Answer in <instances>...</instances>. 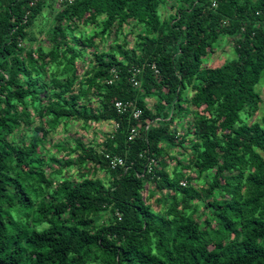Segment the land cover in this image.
<instances>
[{
	"label": "trees",
	"instance_id": "trees-1",
	"mask_svg": "<svg viewBox=\"0 0 264 264\" xmlns=\"http://www.w3.org/2000/svg\"><path fill=\"white\" fill-rule=\"evenodd\" d=\"M31 1L0 0V264H264V112L252 118L264 0L214 8L210 0H72L56 9L57 0ZM45 7L54 9L48 51L29 31ZM88 25L91 34L75 35ZM111 34L119 50L99 51L95 39ZM221 37L235 57L204 65ZM84 49L92 59L81 70ZM132 65H143L140 88L129 82ZM112 68L119 79L107 84ZM116 100L134 101L139 119L118 113ZM29 108L43 124L25 134L29 142L9 140L32 124ZM62 120L118 127L94 143L76 132L61 159L75 174L51 187L39 142ZM101 150L124 164L111 169ZM204 173L209 181L195 186ZM101 213L106 222L96 221Z\"/></svg>",
	"mask_w": 264,
	"mask_h": 264
},
{
	"label": "rangeland",
	"instance_id": "rangeland-1",
	"mask_svg": "<svg viewBox=\"0 0 264 264\" xmlns=\"http://www.w3.org/2000/svg\"><path fill=\"white\" fill-rule=\"evenodd\" d=\"M166 6L167 7L162 6L160 8V14L162 16L165 15L168 11V5ZM53 7L55 9L59 8L56 5V3H54ZM53 7H51V9L50 8L48 9L47 7H45L44 10L42 11L43 13L40 16H38V18H36L35 23L29 29V31L31 32V35L36 37V41L34 42L33 46L36 47L38 45L45 51H48L51 48L50 43L47 42L46 40V36H47L46 32L49 28H51L52 23H53V13H54ZM130 29H131L130 25L124 26L123 34H119L117 36L118 41L122 45H124V35H125L124 33L129 32ZM136 30H137L136 32L133 31L126 38L128 42L127 47L129 48L134 46L135 33L139 32L138 29ZM93 31H94L93 26L91 25L83 26L81 27L80 31L75 32V35L77 36V35H80L81 33H83V35H89ZM95 40L99 45V51H104L105 53H109V52H112L113 50L115 52L119 50L116 47H113V48L110 47V46L116 45V44H113V41L115 40L114 34L110 35V38L107 42H101V41L98 42V39H95ZM91 50L92 49H87V50L84 49L81 55L84 60L83 61L76 60L78 64V68H80L81 70L85 69L86 66L88 65V60L92 59V55L90 52ZM78 52L79 51H77V53ZM117 56L120 57L121 54L119 55L117 54ZM234 57H235V53L233 50L232 41L230 39L221 37L214 44L213 52L209 53L206 57H204V65L219 66V65H222L227 60H230ZM57 77L59 79H62V77H64V74L63 75L59 74L57 75ZM255 89L261 96V102L259 103L258 110L254 113L252 118L255 120H259V117L264 112V71L262 72V76L259 82L257 83V85L255 86ZM28 111H30V108L28 109ZM30 119L32 120V124H27V123L23 124L21 128L20 127L17 128V130L12 136H8V139L11 140L13 138L14 140H16V142L19 143V139L21 140V138H23L25 142H29V137H26L25 134L29 135L33 126L43 124V121H41L42 119H39V118L37 119L34 114L32 115V111H30ZM188 119H189V116L187 115L185 120H188ZM181 124L185 125L186 122L181 123ZM45 128H47V126H45ZM106 128H107V124L100 123L99 125H96L93 127L88 126V128L85 130L79 122H74L72 120H67L65 123L62 120L61 124L55 130H50L47 128L48 129L47 134L43 137V140L39 142L40 151L38 155L44 157L45 172L49 176L50 180L53 181V184L51 185V187L56 185L63 178V176L66 175L67 173L75 174V171L73 169L69 167L67 168L65 166L63 167L61 166V164H63L61 159L63 158V155L66 152V149L68 150L69 147H72L75 145L74 137H76V132H77V137L81 136L84 139L85 143H91V142L94 143L95 141L98 142V139H102L101 137L103 136ZM180 150H181L180 148H177V149L174 148V150H172L170 153H173L175 156H179L176 158L179 159L180 161L187 160L189 156V151H185L184 154H178ZM51 157L57 159L58 162H54L53 160H51ZM170 164L173 165L174 163L172 162ZM171 168L172 167L170 166L168 170H171ZM98 175L100 177H104V174L101 171L98 172ZM203 180H205V182H203ZM206 181H209L208 173L202 174L201 177L198 179L196 178L193 181V184L195 186H203L205 185ZM144 195L147 197V191H145ZM153 200H154L153 198H150L149 199L150 203L153 202ZM153 207L156 208V206H153ZM201 210H202V206H199V211ZM96 221L99 223L106 222L107 221L106 213H101L98 216Z\"/></svg>",
	"mask_w": 264,
	"mask_h": 264
},
{
	"label": "built area",
	"instance_id": "built-area-1",
	"mask_svg": "<svg viewBox=\"0 0 264 264\" xmlns=\"http://www.w3.org/2000/svg\"><path fill=\"white\" fill-rule=\"evenodd\" d=\"M36 1L38 0H32L30 2V5H33ZM41 1V0H39ZM72 0H57L56 1V5L58 7H60L62 2H68L70 3ZM210 4L211 7H216L217 6V1L216 0H210ZM150 68L153 70L154 74H158V69L156 68V66L154 64H150L149 65ZM130 72V76H129V82L130 84L134 87V88H140L141 87V75L143 72V65H132L129 69ZM119 79V72L115 69L112 68L110 70V77L106 80L107 84H112L113 82L117 81ZM114 108L116 109V111L118 113H125V112H129L132 116L133 119L138 120L139 117L142 114V109L136 106V103L134 101H130V100H116L114 102ZM101 124L105 123L107 124V128L105 129L104 133H106L107 135L111 136V134L113 133V131L118 127V123L115 122L114 120H108V121H102L100 122ZM100 123H90V126H96L99 125ZM145 128H147V125L145 126ZM139 130V126L138 125H134L129 129V133H128V140H132L138 133ZM103 138V136L101 137ZM100 139H98L99 141ZM101 153H103L105 159L107 160L109 166L111 169H116L118 166H122L124 164V160L117 156V155H111L108 152H103L102 150L100 151ZM157 164V160L151 158L150 162H149V166L148 169H151L152 166H155ZM186 181L183 180L181 181L182 185H185Z\"/></svg>",
	"mask_w": 264,
	"mask_h": 264
}]
</instances>
